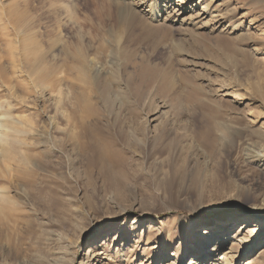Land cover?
I'll return each mask as SVG.
<instances>
[{
    "label": "rangeland",
    "instance_id": "374dc122",
    "mask_svg": "<svg viewBox=\"0 0 264 264\" xmlns=\"http://www.w3.org/2000/svg\"><path fill=\"white\" fill-rule=\"evenodd\" d=\"M189 3L185 17L196 20L179 24L154 22L113 0H0L1 24L9 28L3 59L16 40L20 68L12 81L19 90L9 94L11 82L0 89L2 109L10 120L31 116L34 130L51 116L54 145H64L47 152V144H17L59 165L30 170L13 156L0 160V188L15 200L0 222V264H89L85 254L95 242L102 248L94 264H171L174 254L187 264L196 245L190 222L225 225L242 206L262 205L264 0ZM14 12L30 31L12 33ZM121 33L128 38L123 46L113 38ZM26 49L56 70L46 82L39 70L29 72ZM79 52L94 59V68ZM59 89L69 92L60 104ZM73 89L85 91L92 104H77ZM31 135L26 128L28 142ZM94 138L114 154L90 162ZM106 163L111 174L102 169ZM175 224L184 227L183 238L176 234L174 244L160 249L155 240L147 243L149 234ZM263 250L264 242L231 264L256 258L252 264H264ZM217 254L204 264H220Z\"/></svg>",
    "mask_w": 264,
    "mask_h": 264
},
{
    "label": "bare ground",
    "instance_id": "6f19581e",
    "mask_svg": "<svg viewBox=\"0 0 264 264\" xmlns=\"http://www.w3.org/2000/svg\"><path fill=\"white\" fill-rule=\"evenodd\" d=\"M113 1L117 5L122 4V6L126 5L127 7L136 9L139 12L143 11L144 14H148L149 18L154 22L155 21L159 22L160 20L164 19L165 21H171V22L173 21L174 23H179V24L185 23L186 24L189 21L196 20V17H197V16L196 17L190 16L188 18L185 17L187 15V13L190 12V10H191L189 0H113ZM146 6H149L148 10H145ZM119 7H121V6L119 5ZM203 11H205V10H203ZM139 12H137V13H139ZM11 16H12V19H10L11 20L10 23H11L12 33L18 35L20 32L26 33L28 31H30V24L26 21V19H24V16L21 13L14 12L13 14L11 13ZM138 16H140V15L138 14ZM4 17H6L4 12H0V83L2 82V84H0V89L2 90L1 92H3L4 89H6L5 88L6 82H7V85H8V83L11 82V85H9L8 86L9 88L8 87L7 88H8L9 94L12 93V95H14V92L18 91L20 88L19 82H17L16 84L12 83V81L15 77V74L18 73L19 69H20L18 67V64H17V61H18L17 55L18 54L14 50V48H16L15 45H16L17 41L12 40V42H11L12 45H10L11 49L8 51L10 58L7 57V59L5 61L3 59V54H2V52H3L2 51V45H3V42L5 41V35L7 32L6 30H8L9 28L7 26H5V24H1L4 21ZM123 18L124 17L120 16L119 22H121V24L124 25L126 22L124 21ZM113 38H115L117 42L119 41L120 44L119 43H117V44H119L121 46H123L124 44H126L128 42V38L124 37L122 35V33L119 35H116ZM120 40H121V42H123L125 40L124 41L125 43L121 44ZM6 47H7V45H6ZM119 47L117 49H119ZM123 49H124V47H123ZM25 51L27 52V54L28 53L31 54V56H28L29 57L28 63L30 64L29 65L30 66L29 72H32L35 74L37 72L36 70H39L41 72L40 77L44 78V79H42V81L46 82L45 76H47V77L49 75L51 76V73L56 72V70L49 67L47 63L45 66H43L44 63H43L42 57H40L38 52L36 53L35 50L33 51V49H26ZM111 52L113 53V51H111ZM120 52H122V51L120 50ZM108 55H112V54L110 53V54H107V56ZM78 57L80 59L82 58L81 62L86 64L88 66L89 70L94 68V66H95V65H93L94 59H91L87 54H83L82 52L81 53L79 52ZM10 73H11V76H8V75H10ZM39 84H40V82H39ZM45 85L47 86V84H45ZM48 86L50 87V84H48ZM52 87H54V85L51 86V88ZM73 90L76 92L77 104L81 103L84 107H86L91 103L90 98L88 96H86V94L84 93L85 91H80V90H76V89H73ZM57 94L60 95V97L58 98V101H56V102L58 104H60L65 100L66 96L69 95V92L67 93V92L62 91V89H59L57 91ZM37 96H39V95H37ZM37 96H36V99H37ZM36 102H38V100ZM36 102H35V105L37 106L38 104ZM1 104H0V160L3 159L7 163V161H10V159L13 156V157L19 159L23 163V165L24 164L27 165V168L30 170H31V168L33 169V168H36V167H39L42 165H50V164L59 165L60 164L59 162L53 163L50 160H44L40 156H36V155L31 154L28 151V149H22V151L17 150V144L24 142L29 147H32L33 145L41 147V146L47 144L48 147L45 148V150L47 152H54V151H56V148H59L58 151L60 150V152H61L64 145L59 147L57 145V141H55V145L53 142L54 140H56L52 136V128L54 126V120L55 119H53L51 116H49V117L44 116L45 118L43 117L44 119L40 120L42 122L40 129L34 130L32 125H34L35 120L31 116L30 117L22 116L21 120L13 117L10 120L9 119L10 117H8V115L12 116V114L10 112L4 111L2 109ZM11 107L12 108L14 107V105L12 103H11ZM43 108L41 110V108L39 107V110L37 111V114H36L37 117L43 115V113L46 110V106ZM87 113H88V111H87ZM68 117L70 118V115ZM26 128H28L32 131V135L30 137V140H31L30 142H28L27 139L24 137L25 132H26ZM207 135H208V133L205 131L202 133L201 137L207 138ZM94 143H96V144H94L91 147H88L89 152L86 154L88 156V160L90 162L97 163L98 160H105L106 156L108 154H111V153H112V155L114 154V152L110 151L109 148L106 146L97 147V139L96 138H94ZM81 146H82V148L85 147L83 145H81ZM261 154L264 156V153L261 152ZM96 157H98V158H96ZM76 160H77V158L76 159L75 158L70 159L69 164L70 165L73 164V162H75ZM109 164H111V162H109ZM111 165L113 166V164H111ZM102 169L107 174L112 173V169L107 163L102 166ZM173 173H174V177H175V175H179L178 171L177 172L175 171ZM182 175H180V177H182ZM57 189L59 190L60 188L58 187ZM39 190H41V189H39ZM7 193H8V191L6 188H3V187L0 188V222L1 221L3 222V220L5 218H7V216L9 215L8 209L11 206V204H15V200L12 199V197L9 196ZM57 195H58L57 193H55V194L51 193L50 201L58 202L59 197ZM8 217H10V216H8ZM228 218L229 219L226 220L225 225L220 224V222L218 221V223H215V224L209 225V226L207 225L206 227L193 228L194 225H196V224H192L191 222L189 223V226L193 225L192 230H193V236H195L194 238H195L196 245H195V247H193V250L195 252H193V254H191L192 260L189 263L187 262V264H204V259L209 258V257H214V256L216 257V254L218 252L219 253L217 254V256L222 254L221 260L224 259L220 264H231L234 259L240 257L241 255L249 254L254 248H256V246H258L264 242V199H263L262 205H260V206H252V205L251 206H242V208L239 210L238 213L229 215ZM240 219H244V221L241 223V225H239V227H237V228L234 227L235 222L240 220ZM242 229H246V230L244 231ZM164 230H166V231H164V232L162 231L161 233L158 232V234L157 233L149 234V237L147 238V243L155 240L154 248L160 249L161 246L167 247L170 244H174L173 240H174V236L176 234L177 235L180 234V237H182V238L184 236V234H183L184 227H182L181 230H178V225H176V224L173 226H167L164 228ZM232 230H235V231L232 232ZM226 232H229V233L226 235ZM231 235L233 236L231 238L233 240H231L229 245L227 244V246L224 247V245L226 243H228V241H229L228 238ZM141 239L142 238H139V240H137V241H140ZM151 244H153V242H151ZM101 248H98V246L96 245V242L92 243L91 245L88 246V251L86 252L85 256L88 259L89 264H94V260L96 259V253H97V251H100ZM261 255L264 257V250H263ZM108 256L110 257V255H108ZM174 256L175 257L171 259V264H179L180 259L184 258V255L182 257V255L178 256L177 254H174ZM55 258H56V255H55ZM56 259H58V258H56ZM259 259L260 258H258V260ZM254 262H257V258L255 260L249 261L248 263L252 264Z\"/></svg>",
    "mask_w": 264,
    "mask_h": 264
}]
</instances>
